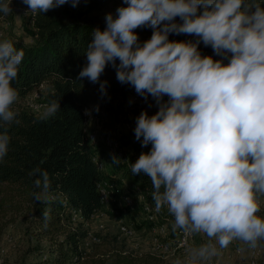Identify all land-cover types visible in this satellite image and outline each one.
Wrapping results in <instances>:
<instances>
[{"label":"clouds","instance_id":"obj_1","mask_svg":"<svg viewBox=\"0 0 264 264\" xmlns=\"http://www.w3.org/2000/svg\"><path fill=\"white\" fill-rule=\"evenodd\" d=\"M79 2L22 0L34 14ZM0 14H12L11 0H0ZM104 19L105 28L91 32L77 80L99 84L106 96L108 82L100 77L110 66L119 83L155 103L154 114L142 110L135 118V139L142 148L151 147L131 163V173L150 179L155 211L167 209L174 233L207 238L188 247L175 264H208L234 241L255 249L264 240V217L257 215L264 197V5L122 0L115 15ZM142 28L152 34L140 42L135 30ZM170 35L194 39L170 40ZM201 43L218 59L202 55ZM23 57L10 40H0V127L19 122L11 107L18 98L12 82ZM59 110L54 101L44 114ZM9 142L7 131L0 133V160ZM120 161L112 155L113 164ZM42 177L47 191L48 176ZM35 186L41 187L40 179Z\"/></svg>","mask_w":264,"mask_h":264},{"label":"trees","instance_id":"obj_2","mask_svg":"<svg viewBox=\"0 0 264 264\" xmlns=\"http://www.w3.org/2000/svg\"><path fill=\"white\" fill-rule=\"evenodd\" d=\"M17 1L22 0H11V7ZM112 1L80 0L75 8L65 4L47 13L31 12L26 30L30 42L7 39L24 52V57L18 78L12 82L18 98L11 107L18 113L19 122L0 127V133L7 131L10 137L7 155L0 160V240L12 220L7 214L21 217L25 231L31 229L37 240L33 251L36 258L31 264H167L166 258L151 251L126 247L118 234L104 235L99 242L82 247L88 232L84 225L94 213L105 210L97 186L101 180L112 178L103 176L92 159V147L84 137L82 110L92 105L97 115L112 121L118 114L114 100L125 98L132 89L117 81L110 66L100 77L108 82L106 96L99 91V84L86 78L77 80L87 63L84 53L92 30L105 28L88 16ZM256 2L264 5V0ZM42 83L50 85L43 103L60 104V110L51 117L34 113L20 101ZM99 153L105 167L103 152ZM123 170L121 177L128 183L148 187L152 193L148 177L133 176L131 164ZM42 173L49 179L47 191L42 187ZM37 179L41 180L40 188L35 186ZM35 194L39 200L34 199ZM64 198L80 210V220L72 222L63 210ZM258 246L264 253V240ZM258 263L264 264V255L259 256Z\"/></svg>","mask_w":264,"mask_h":264},{"label":"rangeland","instance_id":"obj_3","mask_svg":"<svg viewBox=\"0 0 264 264\" xmlns=\"http://www.w3.org/2000/svg\"><path fill=\"white\" fill-rule=\"evenodd\" d=\"M12 5V14H9L8 16L0 15V40L18 39L24 42H29L31 38L26 30L30 27L31 12L28 11L27 6L24 5L22 1H17ZM121 5L122 0H113L102 9L93 11L88 16V19L105 25V15L107 13H113L115 15V9ZM14 8H18L20 9V11L15 12ZM135 31L139 37L140 42L149 39L152 34V30L150 28L136 29ZM169 39L181 41L194 38L185 35H170ZM199 51L202 55L213 56L214 59H218V57L214 56L211 47H205L202 43L199 45ZM49 88L50 85L48 83H42L41 85L35 87L22 99H20V101L22 104L27 106L28 103L36 104V107L32 108V111L39 115H45L44 113L46 111V105L43 104V99L46 91ZM149 99L150 101L147 104L140 106V108H138L137 110L142 109L144 111H147L149 115L154 114L157 108L155 103L152 101V98L149 97ZM165 99L167 98L165 97ZM149 103L152 104V107L148 106ZM132 106L133 105L129 103L128 99L117 97L114 100V108L118 113L117 116L112 121L109 119L103 121V125H106L104 128L118 125L122 129L121 141L126 151V160L123 161V166L121 164L119 165L120 171L123 168H126L128 164L135 162L142 152L147 153L144 148L141 147L140 142L137 141L134 136L133 129L135 125L131 119L134 118L137 110L133 109ZM127 114H129L131 118H129ZM99 151L105 154L103 147H101ZM109 162H111V159ZM123 173L125 174V172ZM134 198L135 199L133 207L121 208L119 214H115L112 216L106 214L96 218H91L87 221L84 227L89 229L90 232H96L97 225L102 223L104 228L99 232L101 237L104 235L118 234V236L123 239L126 247L134 250L150 251L152 227L143 219L140 208L141 204L138 197L134 196ZM259 203L260 211L257 213V215L264 217V197H260ZM11 216L12 220L6 224L1 235L0 264H31L33 262V259L36 258L35 252H33L37 243L36 237L32 234L33 232H31V229H29V232L25 231V228L27 226L25 223L23 224L21 217L15 216V214H12L10 212L6 217ZM120 221L134 223L135 234L132 237H124L118 233V224ZM166 222L168 227L167 240H169L173 235V231L171 229V225L173 222L168 220ZM206 241L207 238L203 234L192 236L185 247L173 251L169 254V256H167V264H175L177 259L182 260L188 247L199 246ZM247 250L248 247L246 245H243L239 241H234L227 248L220 249V254L214 257L209 262H212L214 264H247ZM263 255L264 253H261L260 259L263 257Z\"/></svg>","mask_w":264,"mask_h":264},{"label":"built area","instance_id":"obj_4","mask_svg":"<svg viewBox=\"0 0 264 264\" xmlns=\"http://www.w3.org/2000/svg\"><path fill=\"white\" fill-rule=\"evenodd\" d=\"M15 12H19L20 9L14 8ZM129 103L133 106V109H138L140 106L147 104L142 97L138 96L134 88L130 89L128 94L125 96ZM45 104V103H43ZM31 110L36 107V104L28 103ZM85 109L90 111V115H85ZM141 110H137L134 118L131 119L135 125V118L140 114ZM84 116V137L85 140L91 145L93 150L92 159L99 170H104V162L99 155V147L102 145L107 155L112 158V155L120 158V162L126 160V151L122 145V129L118 125L109 126L104 128L103 122L99 115L94 111L93 107L85 106L82 110ZM129 116V114H127ZM129 118H131L129 116ZM101 130V132H100ZM103 131V132H102ZM151 145L144 147L146 152L149 151ZM100 202L103 205V211H98L94 213L91 218H96L101 215H106L108 213L115 215L119 214L121 208L133 207L134 196H137L140 201V208L142 212L143 219L151 225L152 235L150 238L151 247L150 251L156 255L167 258L169 254L173 251L179 250L185 247L192 236H188L183 232L177 230L173 232L172 238L167 240L168 227L167 220L173 222L174 218H169V213L166 208L161 211H155L154 201L149 198L151 193L148 187H142L137 183H126L123 184L118 182L114 178L103 179L97 186ZM63 210L69 215L72 222H76L81 219L80 210L76 207L70 205L67 200L62 199ZM102 223L97 225L96 232H90L88 229L87 235L83 239L82 247H88L93 243H97L101 239L100 231L103 229ZM118 233L124 237H132L135 234V225L133 222L120 221L118 224ZM261 249L257 246L255 249L248 248L247 254V264H257V260L260 256ZM208 264H214L209 262Z\"/></svg>","mask_w":264,"mask_h":264},{"label":"crops","instance_id":"obj_5","mask_svg":"<svg viewBox=\"0 0 264 264\" xmlns=\"http://www.w3.org/2000/svg\"><path fill=\"white\" fill-rule=\"evenodd\" d=\"M29 42H30V40H29ZM27 43V42H26ZM90 107H93L92 105H89ZM94 108V107H93ZM100 118H101V120H102V122L105 120L106 121V118H104V117H101L100 116ZM104 126H106V125H104ZM100 132H101V130H100ZM103 132V131H102ZM102 147V145H100V147H99V149ZM105 151V150H104ZM100 152V151H99ZM100 154V153H99ZM102 156H104L105 157V162H106V164H105V169L104 170H102V174H103V176H105V177H112V178H114V179H116L118 182H121V183H123V184H126V183H128V180H127V178H122L121 177V173H122V171H123V169L120 171L119 170V165L121 164L122 166H123V163H119V164H113L112 162H109L110 161V159H112V158H110L108 155H107V153H106V151H105V154L103 153L102 154ZM109 160V161H108Z\"/></svg>","mask_w":264,"mask_h":264}]
</instances>
